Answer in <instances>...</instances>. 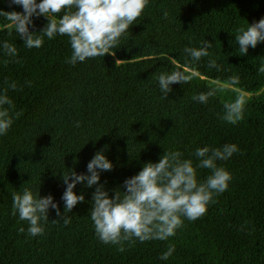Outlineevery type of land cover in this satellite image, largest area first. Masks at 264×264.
I'll list each match as a JSON object with an SVG mask.
<instances>
[{
	"label": "trees",
	"instance_id": "1",
	"mask_svg": "<svg viewBox=\"0 0 264 264\" xmlns=\"http://www.w3.org/2000/svg\"><path fill=\"white\" fill-rule=\"evenodd\" d=\"M12 11L23 8L0 0V44L7 41L18 53L9 57L0 47V92L6 90L14 105V123L0 136V264H264V42L243 55L235 39L241 28L264 18V0H150L114 56L75 65L67 62V35L35 33L42 46L26 47L8 19ZM67 11L74 9L50 19ZM32 19V32L48 23L44 16ZM204 39L212 42L209 56L195 61L184 52ZM210 60L219 67H210ZM175 71L189 80L173 84L164 98L158 76ZM233 76L239 77L234 87L227 83ZM208 91L214 95L207 103L193 99ZM240 97L243 119L233 124L223 119L224 105ZM224 144L238 147L217 161L231 173L228 189L200 218H183L167 240L133 238L122 241L123 251L101 242L90 218L95 186L84 183L74 192L85 200L64 213L71 217L68 225L50 209L44 233L32 237L28 222L13 214V193L25 188L51 194L63 213L62 173H86L100 149L113 163L99 181L111 196L164 150L198 164L196 148ZM197 172L204 180L211 170ZM170 246L172 256L161 260Z\"/></svg>",
	"mask_w": 264,
	"mask_h": 264
},
{
	"label": "clouds",
	"instance_id": "2",
	"mask_svg": "<svg viewBox=\"0 0 264 264\" xmlns=\"http://www.w3.org/2000/svg\"><path fill=\"white\" fill-rule=\"evenodd\" d=\"M12 3L23 8V12H10L8 19L26 47L42 46L43 37L35 33L42 32L49 39L56 35H67L72 48L67 62L75 65L105 54L114 56L120 38L141 17L150 0H12ZM65 9L74 11H67L58 21L50 19ZM33 16H44L48 21L39 32L29 30V26L33 25ZM235 39L243 55L248 53L249 47L255 48L258 43L264 42V18L248 23L246 29L241 28ZM0 47L9 57L18 54L17 48L7 41L0 44ZM211 47L212 42L204 39L200 47H186L184 52L199 61L210 55ZM209 66L219 67L215 60H210ZM260 71L264 72V67ZM188 80L189 77L180 71L161 73L158 76L159 91L167 98L173 84L187 83ZM227 83L234 87L239 84V77L233 76ZM10 87L15 89L16 84L12 83ZM213 95L214 91L202 92L193 96V99L207 103ZM13 107L8 92H0V136L6 135L14 123L10 111ZM224 110L223 119L230 123L243 119V97L226 103ZM237 151L235 144L215 148L209 145L198 147L194 152L199 161L196 164L192 159L183 158V153L178 150H164L157 162L144 163L137 174L126 178L123 191L120 188L113 189L114 194L110 196L104 184L99 181L101 172L111 171L113 163L106 157L104 149H100L87 163L86 173L77 174L72 169L62 173L61 179L66 185L61 196L64 202L63 213L51 194L41 197L39 191L25 188L20 193H13V214L18 215L21 221L28 222L27 233L32 237L44 233L50 209L55 210L63 224L68 225L71 217L64 213L71 212L78 202L85 200L83 193L78 195L74 192L78 183H84L86 187L95 186L90 218L101 242L120 245L119 250L123 251L122 241H133V238L140 242L167 240L183 225V218L192 221L200 218L213 202V197L228 189L231 173L218 166L217 161L228 160ZM199 168L210 169V175L200 180L197 172ZM20 231L24 232L25 229L21 227ZM174 250V246H170L160 259L168 260Z\"/></svg>",
	"mask_w": 264,
	"mask_h": 264
}]
</instances>
